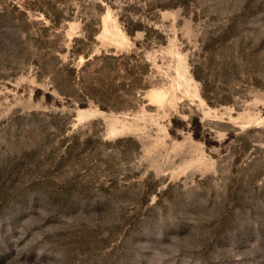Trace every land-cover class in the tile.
Returning <instances> with one entry per match:
<instances>
[{
	"label": "rangeland",
	"instance_id": "1",
	"mask_svg": "<svg viewBox=\"0 0 264 264\" xmlns=\"http://www.w3.org/2000/svg\"><path fill=\"white\" fill-rule=\"evenodd\" d=\"M0 264H264V0H0Z\"/></svg>",
	"mask_w": 264,
	"mask_h": 264
}]
</instances>
